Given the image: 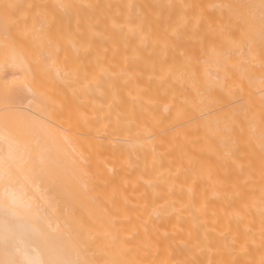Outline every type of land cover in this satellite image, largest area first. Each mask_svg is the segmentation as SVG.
Segmentation results:
<instances>
[{
  "label": "bare ground",
  "instance_id": "6f19581e",
  "mask_svg": "<svg viewBox=\"0 0 264 264\" xmlns=\"http://www.w3.org/2000/svg\"><path fill=\"white\" fill-rule=\"evenodd\" d=\"M0 264H264V0H0Z\"/></svg>",
  "mask_w": 264,
  "mask_h": 264
},
{
  "label": "rangeland",
  "instance_id": "374dc122",
  "mask_svg": "<svg viewBox=\"0 0 264 264\" xmlns=\"http://www.w3.org/2000/svg\"><path fill=\"white\" fill-rule=\"evenodd\" d=\"M43 229H44V230H43ZM40 230H41L43 233H45V234L48 232L45 228H41ZM47 234H49V233H47ZM69 253H71V251H68L67 254H69ZM67 254H66V256H67ZM69 256H70V255H69ZM69 256H68V257H69Z\"/></svg>",
  "mask_w": 264,
  "mask_h": 264
}]
</instances>
